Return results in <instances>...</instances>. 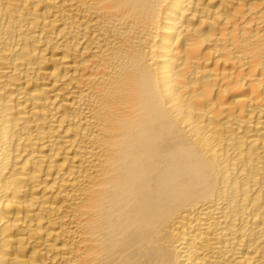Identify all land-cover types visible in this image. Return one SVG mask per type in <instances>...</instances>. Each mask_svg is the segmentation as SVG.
Wrapping results in <instances>:
<instances>
[{
    "label": "bare ground",
    "instance_id": "6f19581e",
    "mask_svg": "<svg viewBox=\"0 0 264 264\" xmlns=\"http://www.w3.org/2000/svg\"><path fill=\"white\" fill-rule=\"evenodd\" d=\"M0 264H264V0H0Z\"/></svg>",
    "mask_w": 264,
    "mask_h": 264
}]
</instances>
